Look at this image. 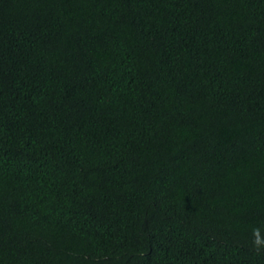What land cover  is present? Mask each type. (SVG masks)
Wrapping results in <instances>:
<instances>
[{
    "label": "trees",
    "instance_id": "obj_1",
    "mask_svg": "<svg viewBox=\"0 0 264 264\" xmlns=\"http://www.w3.org/2000/svg\"><path fill=\"white\" fill-rule=\"evenodd\" d=\"M0 264H264V0H0Z\"/></svg>",
    "mask_w": 264,
    "mask_h": 264
},
{
    "label": "clouds",
    "instance_id": "obj_2",
    "mask_svg": "<svg viewBox=\"0 0 264 264\" xmlns=\"http://www.w3.org/2000/svg\"><path fill=\"white\" fill-rule=\"evenodd\" d=\"M256 243H257V244H259V243H260V241H259V240H257V241H256Z\"/></svg>",
    "mask_w": 264,
    "mask_h": 264
}]
</instances>
